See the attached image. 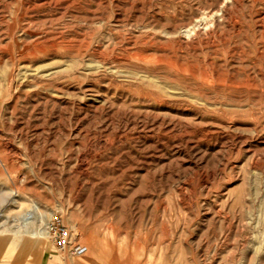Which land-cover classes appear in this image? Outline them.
Returning <instances> with one entry per match:
<instances>
[{
    "label": "rangeland",
    "instance_id": "rangeland-1",
    "mask_svg": "<svg viewBox=\"0 0 264 264\" xmlns=\"http://www.w3.org/2000/svg\"><path fill=\"white\" fill-rule=\"evenodd\" d=\"M34 206L67 246L0 264H264V0H0V238Z\"/></svg>",
    "mask_w": 264,
    "mask_h": 264
},
{
    "label": "bare ground",
    "instance_id": "bare-ground-1",
    "mask_svg": "<svg viewBox=\"0 0 264 264\" xmlns=\"http://www.w3.org/2000/svg\"><path fill=\"white\" fill-rule=\"evenodd\" d=\"M202 19V18H201ZM195 25V24H194ZM193 25V26H194ZM192 27L185 29V33L189 32L190 30H192ZM257 43V42H256ZM257 47V45H256ZM42 49V47H39V49ZM258 48V47H257ZM36 49V48H35ZM40 49V50H41ZM257 50V49H256ZM33 51V49H32ZM44 51V48H43ZM42 52V50L40 51ZM47 52V51H46ZM259 51L257 50L256 53H258ZM27 53V50L26 52ZM31 53V52H30ZM43 53V52H42ZM24 54V53H23ZM260 54V53H259ZM258 54V55H259ZM35 55V54H34ZM44 55V54H43ZM257 55V56H258ZM39 56V55H38ZM24 58V56H22ZM29 57V56H28ZM32 59L33 56H31ZM31 57L29 59H31ZM21 58V57H20ZM19 58V59H20ZM27 60V58H24L23 60ZM14 194L18 195V193L16 191H13ZM16 200H13V202H15ZM35 208H33L32 210H27L26 212L22 213L20 215V220L23 223L22 225L19 226V228L17 230L11 231V240H7V239H1L0 238V244H5V245H10V242L12 243H16L19 241L20 238H18V236L20 237V235L25 236V239L22 240V242H20V246L22 249H27L30 250L31 246L33 245V243H39V245L41 246L40 248H42L44 246L45 241L48 239V230H47V219L53 216V212H42L39 210V208L37 206H34ZM44 215H47V218L44 219ZM49 220V219H48ZM5 233V231H1L0 230V236L3 235ZM8 234V233H6ZM18 238V239H17ZM18 240V241H17ZM21 240V239H20ZM10 241V242H9ZM19 243V242H18ZM35 245V244H34ZM92 245V244H91ZM6 246V247H7ZM94 246V245H93ZM98 246V245H97ZM91 247V246H89ZM37 248V247H36ZM94 248V247H93ZM100 249V248H98ZM39 250V249H38ZM97 250V249H96ZM101 250V249H100ZM103 250V249H102ZM101 252V251H100ZM112 262V261H111ZM115 264V263H114Z\"/></svg>",
    "mask_w": 264,
    "mask_h": 264
},
{
    "label": "built area",
    "instance_id": "built-area-1",
    "mask_svg": "<svg viewBox=\"0 0 264 264\" xmlns=\"http://www.w3.org/2000/svg\"><path fill=\"white\" fill-rule=\"evenodd\" d=\"M47 230L59 249L67 246L69 242L67 228L57 214H53L47 221ZM84 250L83 246L77 245V247L73 249V253L77 255Z\"/></svg>",
    "mask_w": 264,
    "mask_h": 264
}]
</instances>
